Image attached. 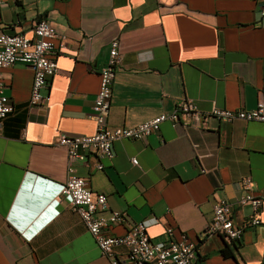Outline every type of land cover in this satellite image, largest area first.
Listing matches in <instances>:
<instances>
[{
  "label": "crops",
  "instance_id": "1",
  "mask_svg": "<svg viewBox=\"0 0 264 264\" xmlns=\"http://www.w3.org/2000/svg\"><path fill=\"white\" fill-rule=\"evenodd\" d=\"M259 0H0V32L31 36L46 19L56 31L58 71L48 101L30 106L33 72L22 64L0 69L13 111L0 131V264H110L66 202L30 241L17 229L33 226L57 183L70 173L107 197V210L124 214L110 234L122 236L147 221L155 243L166 229L196 242V264H264L261 223L240 241L200 235L215 202L234 203L247 192L264 199V125L210 118L197 127L187 117L165 121L145 140H118L111 159L89 156L69 164L60 134L91 135V107L110 42L117 38V70L107 124L130 127L181 101L209 112L253 109L264 102V16ZM64 37V39H62ZM136 158L138 167L132 165ZM100 163L102 170H95ZM248 180L249 185L244 184ZM49 213V212H48ZM241 221L249 207L236 211ZM230 254L224 256L223 249ZM122 254V247L115 249Z\"/></svg>",
  "mask_w": 264,
  "mask_h": 264
},
{
  "label": "built area",
  "instance_id": "2",
  "mask_svg": "<svg viewBox=\"0 0 264 264\" xmlns=\"http://www.w3.org/2000/svg\"><path fill=\"white\" fill-rule=\"evenodd\" d=\"M258 12L264 16V0L257 4ZM31 36L23 33L0 32V69L16 64L29 67L33 72L30 89L29 105L41 106L48 101L45 92L48 81L58 71L55 56L57 54L56 31L46 19L38 20L31 29ZM64 39V37L62 38ZM117 38L110 42L108 59L99 70V88L93 101L91 118L95 123L96 131L91 135L60 134L55 145L65 147L69 164L74 161L94 156L97 159H111L113 157V143L118 140H145L150 134L158 132L160 125L169 121L173 126L180 122L181 117H187L197 127H205L210 118L231 123L233 121L258 122L264 125V102L259 100L253 109L227 110L212 106L209 112L199 111L192 101H181L170 113H163L130 127L111 128L107 124V116L111 106L112 89L118 68L121 65ZM5 84L0 77V131L2 121L13 111V104L3 93ZM131 163L138 167L136 158ZM95 170H102L103 165L97 163ZM65 183L53 184L54 189L49 194L50 200L58 194L55 200L66 202L75 212L86 229L93 236L102 255L110 259V264H196V242L189 240L185 234L179 238L174 235L172 227L166 229L168 241L166 243L153 242L148 234V222L141 221L133 224L124 235L110 234L112 227L124 221V214L111 212L103 216L107 210V197L104 194H95L89 187L88 180L73 174ZM244 184L249 185L245 180ZM49 200V201H50ZM264 206V199L247 192L237 198L234 203L227 201L215 202L213 217L206 226L200 239L208 236H219L225 241H240L244 229L261 223L259 213ZM249 207L252 215L238 221L236 211ZM21 235L28 241L37 231L31 234L28 227H17ZM122 247L124 252L117 254L115 249Z\"/></svg>",
  "mask_w": 264,
  "mask_h": 264
},
{
  "label": "clouds",
  "instance_id": "3",
  "mask_svg": "<svg viewBox=\"0 0 264 264\" xmlns=\"http://www.w3.org/2000/svg\"><path fill=\"white\" fill-rule=\"evenodd\" d=\"M57 196L58 194L53 195V197L49 201V204L46 206V208H44V210H42V212L38 215L37 219L34 221V224H33L34 227L31 226L32 229L31 230L28 229V232L30 234L33 231H37L35 234H33L30 240L33 239L42 228H44L47 224H49L54 218H56L59 215L60 202L58 200L57 201L55 200Z\"/></svg>",
  "mask_w": 264,
  "mask_h": 264
},
{
  "label": "trees",
  "instance_id": "4",
  "mask_svg": "<svg viewBox=\"0 0 264 264\" xmlns=\"http://www.w3.org/2000/svg\"><path fill=\"white\" fill-rule=\"evenodd\" d=\"M222 253L224 254V256L230 254V251L226 248V249H223Z\"/></svg>",
  "mask_w": 264,
  "mask_h": 264
}]
</instances>
